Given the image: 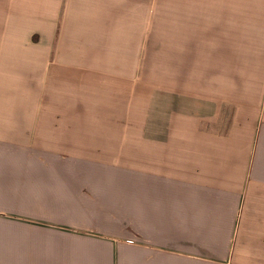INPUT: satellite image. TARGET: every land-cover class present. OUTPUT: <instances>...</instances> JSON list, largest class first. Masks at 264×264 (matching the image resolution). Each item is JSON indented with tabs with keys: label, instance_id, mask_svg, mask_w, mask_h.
I'll return each mask as SVG.
<instances>
[{
	"label": "crops",
	"instance_id": "0c3cea01",
	"mask_svg": "<svg viewBox=\"0 0 264 264\" xmlns=\"http://www.w3.org/2000/svg\"><path fill=\"white\" fill-rule=\"evenodd\" d=\"M0 264H264V0H0Z\"/></svg>",
	"mask_w": 264,
	"mask_h": 264
},
{
	"label": "rangeland",
	"instance_id": "374dc122",
	"mask_svg": "<svg viewBox=\"0 0 264 264\" xmlns=\"http://www.w3.org/2000/svg\"><path fill=\"white\" fill-rule=\"evenodd\" d=\"M158 45H153V47H157ZM145 75H146V82L148 76L151 77L152 80V108H153V113L154 109L156 106L159 104V97L158 93L156 91L159 90L160 86L163 85L165 88L169 86L170 84L174 85L175 79H168L167 77L175 76L176 75V68L174 67H167L161 65L160 61V55L159 51L157 49H153V52L151 53V61L150 65L146 67L145 69ZM173 82V83H172ZM139 107L136 109L135 112V119L136 122L142 121V115H143V99L139 100ZM121 118L124 116H120ZM130 133H135L138 137L139 133H143L142 131L140 132H130Z\"/></svg>",
	"mask_w": 264,
	"mask_h": 264
}]
</instances>
